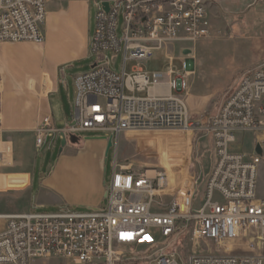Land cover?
<instances>
[{
	"label": "built area",
	"instance_id": "obj_1",
	"mask_svg": "<svg viewBox=\"0 0 264 264\" xmlns=\"http://www.w3.org/2000/svg\"><path fill=\"white\" fill-rule=\"evenodd\" d=\"M51 1L0 0V42H43L42 27ZM85 1H93L96 7L90 42V54L96 59L88 71L74 78L73 123L66 122L59 130L52 115L43 117L35 130L36 146L43 147L51 132L66 137L110 132L116 136L117 153L120 136L130 130L198 133L211 138L215 153L205 200L193 208L198 179L171 189L165 168L148 174V169H135L116 154L105 207L79 210L66 205L57 211L7 215V225L0 232V264H31L37 258L76 264H264V198L258 196L264 141L259 143L262 154L232 148L237 132L264 130V60L241 71L216 112L195 117L187 99L188 68L179 69L172 56L165 72L149 73L144 65L156 49L168 54L176 43L187 48L210 36L211 0ZM104 3H109L108 10ZM119 54L123 60L117 70ZM130 60L136 64L128 73ZM187 62L183 60V65L189 67ZM165 74L172 77L166 91L153 93ZM144 91L147 95H136ZM5 158L0 149V165ZM191 221L197 237L217 244L245 239L246 251H209L184 260L164 245L144 260L143 248L176 239ZM154 233L159 239H154Z\"/></svg>",
	"mask_w": 264,
	"mask_h": 264
},
{
	"label": "crops",
	"instance_id": "obj_2",
	"mask_svg": "<svg viewBox=\"0 0 264 264\" xmlns=\"http://www.w3.org/2000/svg\"><path fill=\"white\" fill-rule=\"evenodd\" d=\"M93 5V1L85 0L51 1L47 5V18L42 27L43 42H0L2 115L0 149L5 151L6 157H9L6 160L7 164L0 165V232L7 225V215L21 214L33 211L34 208L57 204L98 207L103 202L106 185L103 179L102 161L107 141L93 139L98 143L95 153L96 164L92 168L81 170L76 175L72 192L64 201L56 200L51 192L61 185L57 176L48 175L37 184V166L34 165L36 149L40 148L36 146L35 140L37 126L47 115H52L55 126L57 115L60 120L65 119V121L69 115H73L74 78L84 72L86 66L91 68L93 65L94 61L90 54V42L95 29ZM254 8L256 9L251 13ZM226 9L232 10L230 12L240 10L244 13L239 16L238 21L234 19V13L226 15L221 13ZM249 11L252 15L251 20L243 21ZM209 15L212 27L219 21L224 22V19L230 21L233 32L239 34V37L223 41H235L236 46L240 47L244 45L246 54L252 57L251 66L264 60V0H211ZM262 15L263 19L260 21L255 19L261 18ZM181 46L186 44L176 43L172 46L166 54V59L169 60V56H172L175 60L183 62L180 53L181 51L183 53L185 48ZM210 61L216 63L214 60ZM196 64L197 62H192V67L188 68L187 99L192 114L196 113L193 111L195 108L198 110L200 107L196 105L198 97L191 93V78L196 77L198 72ZM168 65L152 72H165ZM233 73H235L234 69L225 68L223 71L216 70V76L213 77L218 78L201 76L205 81L212 83L222 80L225 76L230 79ZM171 79V76L165 74L153 89V93H164ZM238 80L237 78L227 90L220 105ZM136 95L145 96L147 92H137ZM59 134H56V139L59 138ZM49 260H58L60 264L67 262L76 264L71 260L58 258H37L31 264H41Z\"/></svg>",
	"mask_w": 264,
	"mask_h": 264
},
{
	"label": "rangeland",
	"instance_id": "obj_3",
	"mask_svg": "<svg viewBox=\"0 0 264 264\" xmlns=\"http://www.w3.org/2000/svg\"><path fill=\"white\" fill-rule=\"evenodd\" d=\"M94 3V2H93ZM260 6V3L258 7ZM257 8V7H256ZM252 9L251 13L253 10ZM93 13H96V7H92ZM226 9L221 13L226 15L228 13H234V19L239 21V16L243 15V11ZM250 11L243 21L251 20L252 15ZM257 21L263 19L256 17ZM123 22V16H120V26ZM121 32V31H119ZM239 37V34L233 32L232 26L228 19H224V22L219 21L213 25L211 34L207 38L198 41L196 44H191L192 53L185 56L182 51L180 53L182 60L188 61L189 67L184 66L181 60L176 59L175 64L184 71L187 68H191L192 62H197L196 68L198 69L196 77L191 78V93L196 95V105H199V109L193 110L195 117L208 116L215 112L220 105L223 96L227 93V90L235 83V80L241 75L239 71L242 68H247L252 61V57L246 54V47L244 45L236 46L235 41L224 42L223 40H233ZM165 49H156L153 51L152 59L148 61L144 68L152 73L153 70L163 69L169 60L166 59ZM246 54V55H245ZM109 58L112 59V54L109 53ZM214 58V59H212ZM96 58L92 57L94 61ZM117 70H120V65L123 60V55L119 54L116 58ZM216 59V60H215ZM210 60H214L210 61ZM112 61V60H111ZM136 61L130 60L127 62V72L132 71L133 65ZM257 64V63H256ZM191 65V66H190ZM253 65V64H252ZM90 67L86 66L84 72ZM215 68V70H213ZM225 68L234 69V75L229 79L224 77L217 82H207L204 77L216 76V70L223 71ZM238 70V71H237ZM200 71V72H199ZM214 71V73H213ZM198 74L205 75L204 77L198 76ZM213 74V75H212ZM218 76V75H217ZM218 77H213V79ZM128 92V91H127ZM203 102V103H202ZM57 117L56 126L59 130L63 129L65 122L73 123V115H69L67 120H60ZM93 136H111L110 132H84V133H71L67 135L66 144H62L63 135L59 134V138L56 139V133H49L46 138V144L36 149L34 165L37 166V184L46 176L54 174L57 179L60 180L61 185L59 188L54 189L52 192L53 197L59 201L66 200L67 195L71 194L76 182V175L81 170H87L92 168L96 164L95 153L98 149V143L96 140L87 139V137ZM264 141V130H248L240 131L236 134V141L232 145L233 150L251 153L256 150L257 144ZM116 136L113 137V145L111 146L108 154L104 152L103 156V179L105 185H109L112 170L113 161L118 154L119 159L122 161H129L135 169H168L174 167L173 176L169 187L175 189L186 180L198 179V186L196 189L193 208L200 207L204 200L205 182L207 175L211 170V167L215 160V153L211 140L206 136H200V134L183 131H168V130H143L135 132H127L122 134L119 138V149L116 153ZM258 196L264 198V152L263 159L259 169L258 177ZM107 198H103V202L100 204L105 207ZM66 206V204L50 205L44 208H34L33 211H57ZM73 204L71 207L73 208ZM88 206L77 205L76 209L85 210ZM154 239H159V234L154 233ZM167 245V250L177 251L187 260L192 254L204 253L212 251L214 253H225L228 251L234 253H244L246 251V240H236L226 242L223 244H217L210 240H205L197 237L195 234V223L190 222L189 226L184 232L177 236L176 239L170 240L167 243H157L151 249L147 250L143 248L142 256L144 260L151 258L157 251ZM179 262L181 261L177 257ZM67 262V261H66ZM41 264H60L58 260L43 261ZM61 264H73L72 262ZM149 264V263H146Z\"/></svg>",
	"mask_w": 264,
	"mask_h": 264
},
{
	"label": "water",
	"instance_id": "obj_4",
	"mask_svg": "<svg viewBox=\"0 0 264 264\" xmlns=\"http://www.w3.org/2000/svg\"><path fill=\"white\" fill-rule=\"evenodd\" d=\"M105 8L108 10L109 9V3H104ZM192 53V49L191 48H185L183 49V54L188 56ZM63 135V140H62V144H66L67 142V137L64 135V133H62ZM87 139H101V140H105L107 141V146H106V154H108V151L110 150L111 146L113 145V137L112 136H93V137H87ZM256 152L259 154H262L261 148H260V144H257L256 146ZM105 198L107 197V192L105 193ZM89 208H96V207H89Z\"/></svg>",
	"mask_w": 264,
	"mask_h": 264
},
{
	"label": "bare ground",
	"instance_id": "obj_5",
	"mask_svg": "<svg viewBox=\"0 0 264 264\" xmlns=\"http://www.w3.org/2000/svg\"><path fill=\"white\" fill-rule=\"evenodd\" d=\"M135 131H143V130H130V131H128V132H135ZM168 131H174V130H168ZM175 131H176V130H175ZM187 133H190V134H191L190 131L187 132ZM5 157H6V155H5ZM8 158H9V157H6V158H5V160H4V161H5V164H7V163H6V160H7ZM174 167L176 168V167H178V166H172V167L166 169V172H167L168 177H169V183L171 182V180L174 179V176H173V172L175 171V170H174ZM147 171H148V174H154V173L156 172L155 169H148Z\"/></svg>",
	"mask_w": 264,
	"mask_h": 264
}]
</instances>
